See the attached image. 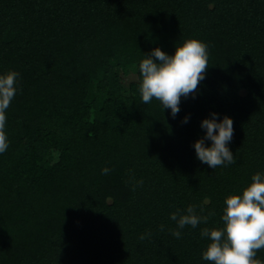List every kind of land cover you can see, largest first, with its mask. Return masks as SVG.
Wrapping results in <instances>:
<instances>
[{
  "label": "trees",
  "instance_id": "16d2710c",
  "mask_svg": "<svg viewBox=\"0 0 264 264\" xmlns=\"http://www.w3.org/2000/svg\"><path fill=\"white\" fill-rule=\"evenodd\" d=\"M188 38L209 65L173 118L142 101L138 64ZM9 70L0 264H214L201 229L264 172V0H0ZM212 111L232 117L236 157L215 169L192 146ZM190 204L207 221L177 238L170 213Z\"/></svg>",
  "mask_w": 264,
  "mask_h": 264
},
{
  "label": "clouds",
  "instance_id": "9594fccd",
  "mask_svg": "<svg viewBox=\"0 0 264 264\" xmlns=\"http://www.w3.org/2000/svg\"><path fill=\"white\" fill-rule=\"evenodd\" d=\"M208 65V45L197 38L176 44L171 54L159 46L142 52L138 64L142 101L149 103L155 98L163 112L170 109V115L175 118L180 111L181 98L195 97L199 93L198 84L205 78ZM19 75L15 70L0 72V153L9 146L5 132L6 110L17 91ZM219 116L212 111L201 119L200 127L205 131L192 144L196 157L213 169L234 163L236 159L229 147L234 132L233 119L227 114L218 119ZM189 118L190 114H186L183 122ZM109 171L107 166L102 168L105 174ZM138 182L142 184L143 180ZM170 218L176 221V227L170 230L177 238L181 237V229L186 225L195 228L201 221H207V217L197 214L196 206L191 204L171 212ZM221 220L223 226L219 228L201 229V236L209 238L202 258L214 264H264L256 256V250L264 248V172L254 173L251 182L240 192L225 197ZM160 228L163 230L164 225Z\"/></svg>",
  "mask_w": 264,
  "mask_h": 264
},
{
  "label": "rangeland",
  "instance_id": "374dc122",
  "mask_svg": "<svg viewBox=\"0 0 264 264\" xmlns=\"http://www.w3.org/2000/svg\"><path fill=\"white\" fill-rule=\"evenodd\" d=\"M135 74H134V71H130V73L128 74L127 76V81L130 82L131 80H134L135 79ZM53 157H54V154H53Z\"/></svg>",
  "mask_w": 264,
  "mask_h": 264
}]
</instances>
